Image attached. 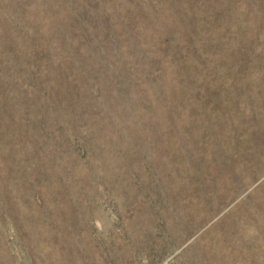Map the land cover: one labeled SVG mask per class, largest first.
<instances>
[{
	"label": "rangeland",
	"instance_id": "1",
	"mask_svg": "<svg viewBox=\"0 0 264 264\" xmlns=\"http://www.w3.org/2000/svg\"><path fill=\"white\" fill-rule=\"evenodd\" d=\"M0 264H264V0H0Z\"/></svg>",
	"mask_w": 264,
	"mask_h": 264
}]
</instances>
